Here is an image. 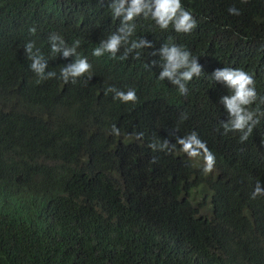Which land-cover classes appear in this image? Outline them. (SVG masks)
Segmentation results:
<instances>
[{"label":"trees","instance_id":"obj_1","mask_svg":"<svg viewBox=\"0 0 264 264\" xmlns=\"http://www.w3.org/2000/svg\"><path fill=\"white\" fill-rule=\"evenodd\" d=\"M111 3L0 0V264H264V196H250L264 185V117L243 143L238 132L224 134V84L210 76L246 71L258 96L249 108L264 112V0H182L197 21L190 33L136 17L130 41L152 47L127 59V46L115 58L92 54L120 26ZM233 5L239 16L229 14ZM53 32L70 46L80 41L91 79H60L75 57L51 53ZM30 41L56 78L36 83L23 48ZM163 44L208 71L187 83V95L143 62L157 60ZM109 86L132 88L138 100L121 103L105 94ZM177 128L175 136L195 131L208 142L210 174L179 145L172 154L148 146L176 143L169 132Z\"/></svg>","mask_w":264,"mask_h":264},{"label":"clouds","instance_id":"obj_2","mask_svg":"<svg viewBox=\"0 0 264 264\" xmlns=\"http://www.w3.org/2000/svg\"><path fill=\"white\" fill-rule=\"evenodd\" d=\"M241 2L247 3V0H241ZM110 7L113 16L120 19V26L116 32L103 39L99 46L93 49L92 54L96 57L109 53L115 58L121 46H127L124 55L120 57V59H127L128 55L136 49L151 48L152 44L146 38L130 41L136 27L134 20L141 15L145 18L151 17L156 25L164 30L171 25L178 33H190L197 27L195 17L191 11L183 7L182 0H112ZM228 12L236 16L241 14L240 9L234 5L228 8ZM29 31L35 34L36 28L32 27ZM48 39L53 55H62L65 59L75 57L74 62L64 65L60 69V79L65 84L69 82L75 84L78 79L86 74L88 80L91 79V64L87 58H81L77 53V48L80 45L79 40H76L70 46L60 34L55 32L51 33ZM23 48L27 59L31 62L29 67L37 77V84L57 77L56 72L47 70L48 60L42 55L40 49L35 46V42H27ZM158 54L159 58L154 61L147 60L143 55L144 64L152 71L153 76H158L160 81L175 85L181 95H187L190 89L189 85L188 88L186 86L188 82L195 81V79L199 80L205 74L208 75V71L202 69L197 58L192 57L189 51L176 44H163L158 50ZM139 55V52H137V59ZM210 76L215 83L224 84L221 85L220 104L224 105L228 113V115L224 113L223 121L229 119L227 122H220L224 134L238 132L240 133V142L247 141L260 123V118L264 117V112L257 113L249 108L258 98L254 77L242 69L231 67L216 69ZM109 92L114 94L113 99L124 104L135 103L138 100L136 92L132 88L122 91L109 86L105 90V94ZM260 103L264 104V97L260 98ZM176 131H178V128L170 130L169 135L175 136ZM111 134L120 135V130L115 124L112 125ZM142 137L143 133L135 134L137 140L142 139ZM175 139L176 143H170L167 139L162 142L154 140L148 146L154 152L165 151L172 154L179 145V151L185 154L190 161L202 158L201 169L204 175H208L214 170L216 157L209 150L207 147L209 144L202 136L200 139L198 134L193 131L183 136V138L175 136ZM151 163H156L155 157ZM250 196L252 199L264 196V185L257 181Z\"/></svg>","mask_w":264,"mask_h":264}]
</instances>
